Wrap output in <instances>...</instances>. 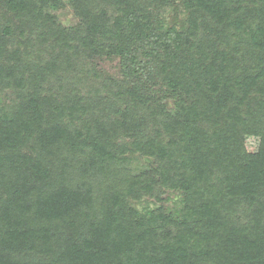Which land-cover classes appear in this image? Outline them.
Instances as JSON below:
<instances>
[{
    "label": "trees",
    "instance_id": "1",
    "mask_svg": "<svg viewBox=\"0 0 264 264\" xmlns=\"http://www.w3.org/2000/svg\"><path fill=\"white\" fill-rule=\"evenodd\" d=\"M0 98V264H264V0H0Z\"/></svg>",
    "mask_w": 264,
    "mask_h": 264
},
{
    "label": "rangeland",
    "instance_id": "2",
    "mask_svg": "<svg viewBox=\"0 0 264 264\" xmlns=\"http://www.w3.org/2000/svg\"><path fill=\"white\" fill-rule=\"evenodd\" d=\"M65 4L68 3V0H63ZM55 15L57 17L58 22L63 25L66 28H69L70 26L74 25L76 23V18L74 17L70 7H66L63 10H59L55 12ZM2 98H0V101ZM1 103V102H0ZM248 144V148L251 152H255L258 148V139L256 138H247L246 140ZM171 206V203H169Z\"/></svg>",
    "mask_w": 264,
    "mask_h": 264
}]
</instances>
